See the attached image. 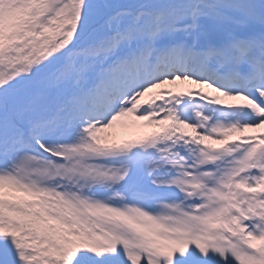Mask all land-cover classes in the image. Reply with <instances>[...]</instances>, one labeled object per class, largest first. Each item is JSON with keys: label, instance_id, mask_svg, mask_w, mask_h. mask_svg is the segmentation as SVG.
<instances>
[{"label": "snow or ice", "instance_id": "obj_1", "mask_svg": "<svg viewBox=\"0 0 264 264\" xmlns=\"http://www.w3.org/2000/svg\"><path fill=\"white\" fill-rule=\"evenodd\" d=\"M0 264H264V0H0Z\"/></svg>", "mask_w": 264, "mask_h": 264}, {"label": "rangeland", "instance_id": "obj_2", "mask_svg": "<svg viewBox=\"0 0 264 264\" xmlns=\"http://www.w3.org/2000/svg\"><path fill=\"white\" fill-rule=\"evenodd\" d=\"M178 87V85H166V87ZM171 87V88H173ZM155 130L152 126L145 125L143 121H133L131 118H123L118 121L112 129L105 130L110 140L122 141L124 139H133L135 136H141Z\"/></svg>", "mask_w": 264, "mask_h": 264}, {"label": "bare ground", "instance_id": "obj_3", "mask_svg": "<svg viewBox=\"0 0 264 264\" xmlns=\"http://www.w3.org/2000/svg\"><path fill=\"white\" fill-rule=\"evenodd\" d=\"M170 87H173V86H170ZM180 87H186V86H180ZM204 91H208L207 89H204Z\"/></svg>", "mask_w": 264, "mask_h": 264}]
</instances>
